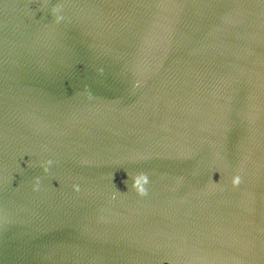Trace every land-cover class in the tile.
Masks as SVG:
<instances>
[{"label":"water","instance_id":"95a60500","mask_svg":"<svg viewBox=\"0 0 264 264\" xmlns=\"http://www.w3.org/2000/svg\"><path fill=\"white\" fill-rule=\"evenodd\" d=\"M0 264H264V0H0Z\"/></svg>","mask_w":264,"mask_h":264},{"label":"clouds","instance_id":"9594fccd","mask_svg":"<svg viewBox=\"0 0 264 264\" xmlns=\"http://www.w3.org/2000/svg\"><path fill=\"white\" fill-rule=\"evenodd\" d=\"M52 161H47L46 164H51ZM44 171L47 172L48 171V168L45 166L44 168ZM148 183V177L146 174H139V175H136L134 178H133V187L141 194H145V188L143 187L144 184ZM76 190H79L78 189V186L74 185L73 186Z\"/></svg>","mask_w":264,"mask_h":264}]
</instances>
